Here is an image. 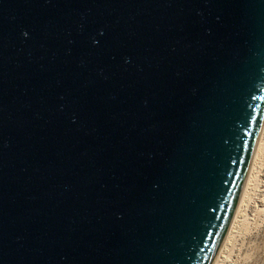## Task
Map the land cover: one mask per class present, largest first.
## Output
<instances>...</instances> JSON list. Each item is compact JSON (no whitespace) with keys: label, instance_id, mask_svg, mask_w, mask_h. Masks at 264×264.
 I'll list each match as a JSON object with an SVG mask.
<instances>
[{"label":"water","instance_id":"water-1","mask_svg":"<svg viewBox=\"0 0 264 264\" xmlns=\"http://www.w3.org/2000/svg\"><path fill=\"white\" fill-rule=\"evenodd\" d=\"M264 128V0H0V264H215Z\"/></svg>","mask_w":264,"mask_h":264},{"label":"rangeland","instance_id":"rangeland-1","mask_svg":"<svg viewBox=\"0 0 264 264\" xmlns=\"http://www.w3.org/2000/svg\"><path fill=\"white\" fill-rule=\"evenodd\" d=\"M215 264H264V128L239 208Z\"/></svg>","mask_w":264,"mask_h":264}]
</instances>
